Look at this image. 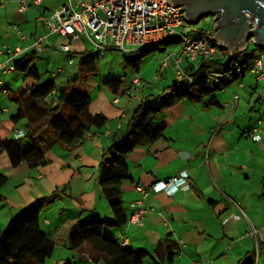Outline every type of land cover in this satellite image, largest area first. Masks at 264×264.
<instances>
[{"label": "crops", "instance_id": "obj_1", "mask_svg": "<svg viewBox=\"0 0 264 264\" xmlns=\"http://www.w3.org/2000/svg\"><path fill=\"white\" fill-rule=\"evenodd\" d=\"M44 2L32 7H41ZM49 7L52 4L43 8L42 14ZM30 9L20 11L16 2L0 8L3 40L25 48L36 37L48 33L38 20L42 33L34 29L23 41L15 35L12 27L19 28L18 23L7 21L14 14H26ZM211 25L210 33L214 30V19ZM191 26L182 29L197 28ZM49 38L56 42L61 37L53 34ZM70 47L74 52L86 49L79 40ZM170 47L158 51L159 57L153 56L145 62L140 59L133 72L139 73L146 63L150 76L158 73ZM45 52L50 53L48 49ZM5 61L6 56H0V63ZM181 64L188 72L198 68L196 63L191 65L186 60ZM173 70V65L165 66L160 71L159 82L153 84L144 82V76L129 79L124 76L125 92L115 93L104 82L84 90H79L77 85L78 92L90 99V114L99 113L107 121L101 128L92 129L90 138L82 140L70 152L60 143H54L45 152V164L34 169L26 163L12 167L7 154L0 152V174L7 176L0 188V228L6 227L21 209L36 200H44L40 224L57 242L54 264H93L85 253L68 249L67 233L72 219L79 215L90 214L105 222L117 220L99 184V165L113 139L128 129L134 110L145 103L159 109L153 123L161 128L162 135L153 143L137 145L129 153L131 180L118 186L125 223L106 228L105 236L117 239L133 251L146 250L160 257H165L169 247L176 251L172 264H240L251 252L257 257V251L264 250V146L254 142L244 129L254 126L257 116L264 112V78L245 73L213 93L217 104L204 106L202 102L178 100L174 94L165 93L173 83ZM0 76L4 75L0 72ZM137 77L139 85L132 82ZM2 84L3 78L0 95L8 99V92L16 89ZM11 105L13 114L17 104ZM9 110L2 106L1 113ZM182 171L188 174L189 189H178L171 195L150 191L144 202L143 224L129 222L130 204L140 198L137 186L149 188L155 181L173 178ZM235 203L245 212L239 218L233 217L239 212ZM255 264H264V259L258 256Z\"/></svg>", "mask_w": 264, "mask_h": 264}, {"label": "trees", "instance_id": "obj_2", "mask_svg": "<svg viewBox=\"0 0 264 264\" xmlns=\"http://www.w3.org/2000/svg\"><path fill=\"white\" fill-rule=\"evenodd\" d=\"M189 24H187L188 26ZM186 26V27H187ZM186 30L185 33L190 35ZM197 34L206 32L196 28ZM181 43L179 36H174L157 44L136 50V58L130 60L138 68L140 59L155 51H163ZM70 56L77 60V70L86 74L96 71L97 55L93 50L82 52L71 50ZM34 50H28L14 59L15 72L22 75L23 80H41L37 70L40 58ZM257 56L252 50L243 53L228 54L226 50L208 60L195 62L194 71L188 72L192 82H180L172 90L178 100L188 99L202 102L204 106L215 105L213 93L236 79L235 71L239 66L250 64ZM139 60L137 61L136 59ZM233 62L237 65L233 67ZM194 62H189L193 65ZM210 73L215 74L212 78ZM62 76L64 74H58ZM224 77V78H223ZM52 77L43 85L34 84L8 92V99L17 104L15 112L0 120V152H5L12 167L26 163L30 168L45 164V152L54 143H60L67 152L79 144L84 135L92 129L101 128L107 121L99 113L90 114V99L78 92L77 85L81 77L76 75L58 82ZM124 76L104 82L113 92L126 91ZM168 86L167 88H169ZM166 88V89H167ZM165 89V90H166ZM2 105L0 104V113ZM159 109L141 103L132 113L128 129L103 152V160L99 165V184L105 194L117 220L105 222L95 216L86 214L74 217L67 233V247L71 251L85 253L93 264H172L175 256L173 249H166L165 257L152 254L146 250L133 251L123 246L117 239L105 236L104 230L125 223L123 202L118 186L131 180L127 158L137 145L153 143L162 135L161 128L154 125L153 120ZM16 130H24L22 137L15 138ZM28 146L24 148L23 141ZM7 176L0 174V188L6 183ZM1 197V195H0ZM46 201L36 200L21 209L9 221L6 227L0 228V264H45L51 258L57 242L52 233L41 229L40 213ZM256 253L251 252L240 264H255Z\"/></svg>", "mask_w": 264, "mask_h": 264}, {"label": "built area", "instance_id": "obj_3", "mask_svg": "<svg viewBox=\"0 0 264 264\" xmlns=\"http://www.w3.org/2000/svg\"><path fill=\"white\" fill-rule=\"evenodd\" d=\"M10 2H16L17 9L25 11L32 6H40L44 0H0V8ZM179 9L180 7H172L164 0H65L62 5L55 8L49 18L44 15L38 17L48 29V33L36 37L30 46L9 47L0 42V56H6V61L0 63V72L4 76L15 72L14 59L28 50L43 54L48 49L50 53L59 50L67 54L66 61L58 63L51 76L65 74L67 71L65 63L72 64L74 60L69 55L72 50L70 46L81 38L86 39L97 51L98 56L102 57L109 50L130 53L145 47L157 46L164 40L179 36L181 39L179 50L163 57L160 70L153 77L154 80L158 79L160 71H163L165 66H174L175 82L165 90V93L169 94L180 82L183 83L185 80L192 82L193 78L183 70L182 60L200 62L211 59L223 51L212 42L209 31L194 36L186 34L182 28L188 23L184 13ZM12 31L20 41L25 40L26 35L17 26H13ZM53 34H57L62 40L56 44L49 38ZM227 53L233 54L229 51ZM245 73H254L258 78H264L261 58L257 56L252 63L236 68L235 76L239 78ZM210 76L216 77L213 73H210ZM132 82L140 84L139 78H134ZM22 131L16 130L14 137H22L24 134ZM244 132L254 142L264 146V112L257 116L254 126L245 128ZM90 135L87 132L83 140L89 139ZM187 180V172L182 171L173 178L155 181L149 188L137 186L140 198L130 204L132 213L129 222L136 225L143 224L144 202L150 191H163L171 195L178 189H189ZM235 205L239 212L233 217L239 218L245 212L237 203Z\"/></svg>", "mask_w": 264, "mask_h": 264}, {"label": "rangeland", "instance_id": "obj_4", "mask_svg": "<svg viewBox=\"0 0 264 264\" xmlns=\"http://www.w3.org/2000/svg\"><path fill=\"white\" fill-rule=\"evenodd\" d=\"M83 1V0H82ZM89 1V0H85ZM61 2H64V0H45L44 4L41 7H31V9L26 13V14H14V17L12 20H8L7 23H18L20 30L27 36L31 32H33L34 29L38 30V33L43 32V27L42 24L38 21V17L41 15H44L46 18H49L52 13L54 12L55 8L54 5H61ZM48 4L51 5L52 7H49L48 10L44 14L43 13V8L48 7ZM40 13V14H39ZM28 20V21H27ZM213 21V18L211 15L209 16H204L202 17L198 23L192 24L191 27L197 26V28H203L208 31L209 27H211V23ZM18 27V26H17ZM191 36L197 35V32H190ZM1 43L5 44L9 47H15L13 46L12 42H8L7 39H4V36L1 35ZM62 40V38H59L58 41H56V44L59 43ZM83 47L87 50H93L96 55H97V60H96V71L94 74H86L85 72H80L77 70V60L74 58L72 64H67L66 65V73L62 76L57 75V81L62 82L65 79H68L69 77H74L76 75H79L81 77V80L78 84V89L79 90H84L91 88L94 86V84H97L100 82L103 83L107 80L111 79H117L120 76H125L128 79L132 76H144L146 77L144 82H149L151 81L152 84L153 82L157 83L159 82L158 79H153V77L156 75V73L152 74L150 76L149 72V67H147L143 63L141 70L139 73L133 72L134 65L135 63L130 61L131 59L134 60L136 58V53H124L118 50H109L107 51L102 57L98 56L97 51L93 48V46L86 41V39L81 38L79 40ZM7 42V43H6ZM180 44L174 45L170 48L167 49L165 52L166 54L168 53H176L177 49H179ZM176 50V51H175ZM254 51V54L258 57L261 58L262 61V66H264V49L258 48L254 46V44L251 42V40L248 41V48L247 51L251 53V51ZM224 51V50H223ZM153 56H160V53L158 51H155L152 55H149L147 57H143V62L146 60H150L151 57ZM40 58L37 60L36 66L37 70L41 76V80L39 82H35L31 79L23 80L22 75L18 72H11L6 76H0V79L3 78V87H10L14 89L22 88V87H27L29 85L34 84L36 87H39L46 83L50 79V72L54 71L57 67L58 63H63L67 59V54L59 52V50L54 51L53 53L44 52L39 56ZM237 64L233 62V67H235ZM174 74H175V68H174ZM138 78V77H137ZM171 81V80H170ZM175 82V75L173 79V83ZM172 83V84H173ZM171 84V85H172ZM162 91V90H161ZM164 90L161 92L163 95ZM0 104L2 106L8 107L10 110L6 113H0V118H5L8 117L9 115L12 114L13 112V102L8 100L4 95H0ZM254 122V118H252L251 122ZM252 122V123H253ZM24 148L28 146V143L26 140H24V144L22 145ZM40 221H41V213H40ZM58 251H54L51 258L47 259L45 261V264H54V259H57ZM258 256L262 259H264V250L260 249L259 253L257 251V257Z\"/></svg>", "mask_w": 264, "mask_h": 264}, {"label": "water", "instance_id": "obj_5", "mask_svg": "<svg viewBox=\"0 0 264 264\" xmlns=\"http://www.w3.org/2000/svg\"><path fill=\"white\" fill-rule=\"evenodd\" d=\"M180 7L189 25L204 16L215 21L212 42L233 54L243 53L248 41L264 49V0H164Z\"/></svg>", "mask_w": 264, "mask_h": 264}]
</instances>
